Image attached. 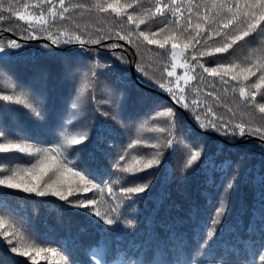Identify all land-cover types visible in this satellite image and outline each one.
I'll return each mask as SVG.
<instances>
[{
	"label": "trees",
	"instance_id": "16d2710c",
	"mask_svg": "<svg viewBox=\"0 0 264 264\" xmlns=\"http://www.w3.org/2000/svg\"><path fill=\"white\" fill-rule=\"evenodd\" d=\"M37 2L3 0V8L7 9L11 3L13 11H0V16L4 17L0 19V43H6L7 39H17L23 47L11 50L13 55L9 59H0V88H4L0 95L12 94L10 89L4 87L8 82L27 85L24 91L30 97L39 93V109L43 119L30 115L21 105L0 101V126L9 130H18L23 126L43 140L59 137L63 131L61 125L69 120L72 121L69 128L75 125L81 130H90L92 137L96 135L97 126L106 127L110 133L107 144L112 146V154L97 152L93 156L91 149L96 145L91 140L87 151L78 152L75 158L77 161L83 158L86 166L96 172L97 183L101 179L105 184L119 179L120 183H113L112 195L117 199L111 200L105 191L101 201V194L95 190L79 193L78 196H94L100 202L98 206L102 213L108 210L109 204H119V218L117 223L108 225L93 213L67 206L55 197L39 198L4 188L0 189V201H6L3 208L6 218L5 228L0 229V232L12 230L8 227V217H14L19 221L17 230L22 232L21 237L17 238L22 249L58 250L55 255L42 252L36 256V264H67L66 256L70 257L72 264H96V259L101 260V264H251L255 253L264 246V200L261 199L264 193V150L254 146L259 141L255 138H226L216 132L203 131L194 120V114H190L182 105L175 104L171 94L157 86L156 81L174 83L176 76L185 73L184 68L177 67L176 76H166L165 68L171 70L172 63L170 43L165 49H160L157 45L147 44L142 37L139 40L133 37L134 43L128 44L113 36V39L104 40L100 45L88 44L83 49L75 43L45 49L43 45L50 44L46 33L37 32V37H43L44 40L24 39L22 30L26 22L20 21L16 13L27 15L38 12V9L31 7ZM65 2L66 5H88L94 0ZM193 2L199 3V0ZM121 3L129 4L133 0H121ZM25 5L30 7L25 9ZM165 5L178 7L180 11L173 17L168 8H164L163 17L156 13L154 20L148 19V10L154 11L156 0H138L134 7L126 11L136 14L137 22L141 16L147 20L140 25L139 30L147 31L149 35L153 31L157 32V39L174 34L178 37V44L189 43L197 31L195 24L202 23L194 15L197 9L193 7L192 12H189L188 0H177L175 6L171 0H162L160 6ZM199 11L207 14L204 8ZM71 16V20L58 22L51 31L55 33L64 28L76 30L79 25L85 39H96L116 31L122 35H127L129 31L137 32L135 24H129L126 17H116L111 10L109 13H96L77 9ZM189 23L192 27H189ZM9 25L11 30H4ZM160 27H165V31L160 32ZM215 39L218 44L219 38ZM111 43H119L124 47L108 49L103 46ZM193 45L194 41L185 51L189 65L195 64L190 55L200 48V45ZM250 47H235L231 59L242 62ZM52 50L57 52L56 56L45 54ZM112 52L117 55H112ZM121 54L127 63L117 58ZM225 57L227 54L203 57L197 54V59L207 67L215 66L210 63L213 60L226 62ZM184 62L185 58L182 57L181 63ZM138 63L151 79L138 72ZM202 72L201 68L196 67L189 75L197 76V79L190 80L187 85L181 81L188 101L198 95L200 100L207 101L218 115H224L226 119L264 124V115L245 104L238 92L232 91V86L237 85L236 81L225 86L219 83V77L203 73L205 80L202 82L198 78ZM85 73L88 75L85 76ZM256 79L255 76L250 77L237 87L247 88ZM213 83L215 88L211 87ZM225 87L228 88L227 92L224 91ZM82 88L84 91H81ZM194 89H199V92ZM260 91L264 92V88ZM208 92H213L214 96H208ZM257 100H260L259 95ZM73 102L78 104L77 109L71 108ZM159 105L174 106L178 115L170 137L167 132L153 131L163 124V118L152 119L156 110H163L157 107ZM229 107L235 113L234 118L228 112ZM105 112L108 115L102 114ZM201 114L203 119V109ZM185 129L190 135L185 134ZM169 138L179 143L175 152L165 143ZM135 141H140V144H135ZM130 143L133 146L126 148ZM198 143L204 144L205 151L197 162L187 166L189 153L186 149ZM152 144L161 146L152 148ZM75 147L84 148L85 145ZM125 149L128 155L122 163L134 169L153 158L156 152L162 153L160 164L146 170L154 173L149 188L144 193L131 194L130 198L117 190L133 186L125 185V178L130 174L119 172L114 167L117 154ZM23 155L15 151L0 153V157ZM134 156L135 160L132 159ZM205 158L208 163H205ZM16 163L22 161L17 160ZM145 174L139 173L141 176ZM225 176L236 177L235 187L227 202V212L222 216L223 227L209 241L206 240L204 227L216 206L215 201L225 193ZM78 196L70 199L76 200ZM25 227L35 233L38 240L47 243L29 240L22 231ZM9 247L0 237V264H24L25 260L27 264H33L32 260L11 253Z\"/></svg>",
	"mask_w": 264,
	"mask_h": 264
},
{
	"label": "snow or ice",
	"instance_id": "6c2138e0",
	"mask_svg": "<svg viewBox=\"0 0 264 264\" xmlns=\"http://www.w3.org/2000/svg\"><path fill=\"white\" fill-rule=\"evenodd\" d=\"M138 0H133V3L122 4L121 0H94L93 3L86 5L85 3H75L66 5L65 0H57L56 3L53 0H38V2L31 7L38 9V12L31 14L16 13V16L20 21L26 22V27H23L22 35L24 39H36L37 32L46 33L47 39L50 44H44L45 49H49L54 45H71L73 43L80 46L81 49L88 44H102L104 40H111L113 36L116 40L126 41L128 44H133L135 40H139L141 37L149 45H157L160 49H165L167 44H171L170 59L171 69L165 68L166 76L171 78L176 76L175 69L182 67L185 69L183 76H176L175 82H169L168 84L160 83L156 81L157 86L166 90L171 94L175 104H180L184 109L188 110L190 114H194L193 118L197 122L198 126L205 132H216L224 137H231L233 139H251L255 138L259 141L254 145L264 150V124L255 125L245 122H234L232 118H227L224 115H218L213 110V106L207 101L199 99L198 95L193 96L191 101H188L185 94V87L181 86L183 80L184 85H187L190 80L197 79V76L189 75V72H194L196 67L203 70L198 74L200 81H204L203 73L209 74L211 77H219V83L221 85H229L231 81H236L237 85H242L244 81H248L250 77H257L247 88L244 86L233 85L232 91L238 92L242 101L251 105L264 115V92L260 89L264 88V0H199V3H194L193 0H188L189 12H192V8L195 7L197 11L194 13L202 23H196L197 29L195 35L191 36L189 43L178 44L176 41L178 37L174 34L166 35L163 39H157V32H151V35L147 31L139 30L141 24H145L147 20L141 16L138 18L136 14H130L126 11L127 8L134 7ZM162 0H156V6L154 11L148 10V19H155V14L158 13L161 17L164 16V8H168V11L173 17L180 11L178 7H169L165 5L161 7ZM177 0H171V4L175 6ZM58 4V7H57ZM47 5L45 8L44 6ZM30 7L25 5V9ZM204 8L206 13H202L199 9ZM77 9L86 11H95L96 13H111L116 17H126L129 24H135L137 32L129 31L127 35H122L121 32L116 31L111 35L98 36L96 39H85L82 31L79 30V25L76 26V30H57L55 33L51 31L52 27H56L58 22H64L72 19L71 13ZM8 11L12 13L13 8L11 3L7 9L3 8V0H0V11ZM0 19L4 17L0 16ZM191 21V17H189ZM167 25H165L166 27ZM165 27H160L159 31L164 32ZM189 27H192L189 23ZM4 30H11V25ZM2 31V30H0ZM99 31V30H98ZM219 38V43H216V39ZM194 41V45H200V48L196 52L190 55V59L195 61V64L189 65L187 63L189 57L185 56V51L189 48L190 44ZM209 41L213 43L210 44ZM215 45V46H214ZM250 45L248 52L243 57L242 62H237L231 59L234 55L232 51L235 47H244ZM104 47L108 49H118L124 46L119 43L104 44ZM23 45L17 39H7L6 43H0V59L7 60L13 53L11 50H19ZM139 47V45H137ZM179 49V51H177ZM49 56H56L57 52L47 51L45 53ZM197 54L200 57L212 56L215 54H227L225 57L226 62L210 61L215 64L214 67H207L204 63H201L197 59ZM112 55L116 56L115 52ZM179 57H184V63H176ZM118 59L127 63L128 61L121 54L117 56ZM138 72L145 78L151 79L148 72L144 67L137 64ZM259 73V76H257ZM88 74L85 73V76ZM95 73H93V76ZM229 77V79H225ZM7 89H10L12 94L0 95V101H7L16 103L23 106L30 115H34L38 119H43L42 113L39 109V93L36 96H29V93L24 91L27 85L8 82L5 84ZM211 87L215 88L213 83ZM4 88H0V92H3ZM81 91H84L82 88ZM193 91L199 92V89ZM224 91L227 92L228 88L225 87ZM208 96H214L213 92H208ZM259 95L260 100H257ZM218 97L216 100L218 101ZM158 108L163 110H156L155 116L152 119L163 118V124L158 125L153 131L159 133L167 132L169 137L172 135L171 129L175 128L178 115L174 106L159 105ZM72 109H77L78 104L73 102L71 104ZM203 109V119L201 114ZM228 112L234 118L235 113L229 107ZM108 115L107 112L102 113ZM72 125V121L69 120L66 124H62L60 136L43 140L40 136L33 134L25 127H20L18 130H9L3 126H0V153L18 152L24 154L18 157H0V189H10L14 191L23 192L29 196L34 197H55L59 201H64L67 206L82 208L87 212L93 213L95 216L100 217L108 225H112L118 222L119 214L117 208L119 204H109L106 212H101L98 204L100 203L94 196H85L80 198L79 193H88L93 190L101 194V201H103V195L106 191L108 197L115 201L117 198L113 196V183H120V180L109 182L107 184L101 179L100 183L96 182L97 174L91 168L87 167L84 159L76 160V154L81 151H87L88 142L95 141L96 147L91 149L94 156L97 152L101 154H112V146L107 144L110 133L103 125L95 128V137L91 136L90 130H81L78 126ZM186 135H190L187 129L184 130ZM135 144L139 145L140 141H135ZM166 145L173 149V152L179 147V143L172 139H166ZM85 145L84 148H77V145ZM132 143L128 144L126 148H131ZM161 145L152 144L150 147L158 148ZM147 147V146H145ZM187 152L189 153L186 165L191 166L201 158L205 151L204 144L198 143L195 147L188 146ZM128 153L125 150L119 152L116 156L114 167L122 173H129L130 175L125 178V185H133L131 187L124 186L119 189L124 196L131 197L134 193H144L151 184V178L154 175L153 172L146 170L152 169L154 166L160 164V156L162 153L156 152L153 158L144 161L138 168H133L126 161ZM143 153H141V157ZM133 160L136 157H132ZM17 160L22 163H16ZM205 163H208L205 158ZM146 173L144 176L139 173ZM235 179L233 176L228 178L225 176L226 183L224 184L225 193L215 201V207L206 222L204 227V233L206 240H213L217 235L220 228L223 227L222 216L226 214L228 209V200L230 199L231 192L235 187ZM143 181V183H138ZM264 185V180H262ZM78 196L76 200L70 199V197ZM261 199L264 200V193L261 195ZM106 203V201H104ZM6 206V201H0V229L5 228V214L3 208ZM115 213V215H113ZM8 227L12 230L5 229L0 232V237H3V242L9 245V251L20 257H25L32 260L33 264H36V256L44 251H47L53 255L57 253L56 248H36L32 250L22 249L17 240L21 237L22 232L17 230V223L14 217H8ZM23 234H26L28 239L33 242L47 243L44 240H38L35 233L31 232L26 227L23 228ZM35 251V256H33ZM43 258V257H41ZM95 259V257H93ZM67 264H72L70 257H65ZM24 264H27L25 260ZM96 264H101V260L96 259ZM251 264H264V246L258 250L252 258Z\"/></svg>",
	"mask_w": 264,
	"mask_h": 264
},
{
	"label": "water",
	"instance_id": "95a60500",
	"mask_svg": "<svg viewBox=\"0 0 264 264\" xmlns=\"http://www.w3.org/2000/svg\"><path fill=\"white\" fill-rule=\"evenodd\" d=\"M9 32V31H7ZM11 35H14L12 32H9ZM30 40H44L43 37H39V38H36V39H30ZM132 70H133V75L135 76V72H134V66L132 65Z\"/></svg>",
	"mask_w": 264,
	"mask_h": 264
},
{
	"label": "rangeland",
	"instance_id": "374dc122",
	"mask_svg": "<svg viewBox=\"0 0 264 264\" xmlns=\"http://www.w3.org/2000/svg\"><path fill=\"white\" fill-rule=\"evenodd\" d=\"M177 51H179V49H177ZM181 58H182V57H179L178 60L176 61V63H178V64L181 63ZM171 70H172V69H171ZM183 75H184V73H183ZM183 75H182V76H183ZM182 81H183V80H182Z\"/></svg>",
	"mask_w": 264,
	"mask_h": 264
}]
</instances>
